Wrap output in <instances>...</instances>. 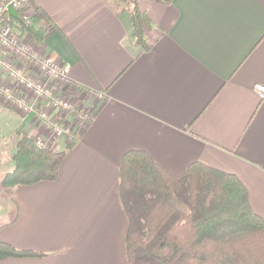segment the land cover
Returning <instances> with one entry per match:
<instances>
[{"label": "crops", "instance_id": "1", "mask_svg": "<svg viewBox=\"0 0 264 264\" xmlns=\"http://www.w3.org/2000/svg\"><path fill=\"white\" fill-rule=\"evenodd\" d=\"M31 8L55 31L41 43L26 34L27 42L68 66L97 109L56 181L8 190L0 242L41 256L0 264H128L120 167L130 151L176 178L195 162L237 176L264 220V100L255 92L264 85V0H140L151 22L147 50L130 37V12L110 0H32ZM98 91L105 99L96 104L89 92ZM17 115V136L22 128L51 145L32 115ZM18 140L4 163L0 150L1 175L14 168Z\"/></svg>", "mask_w": 264, "mask_h": 264}, {"label": "trees", "instance_id": "2", "mask_svg": "<svg viewBox=\"0 0 264 264\" xmlns=\"http://www.w3.org/2000/svg\"><path fill=\"white\" fill-rule=\"evenodd\" d=\"M119 1L129 2L130 37L147 50L145 32L151 22L140 10V0ZM22 14L9 19L22 33L40 43L54 33L42 10H35L30 22L21 21ZM82 132L71 134L64 151L39 147L37 138L20 135L14 168L4 176L3 187L56 181ZM120 193L129 221L128 264H264V220L252 210L246 187L233 174L195 162L176 178L146 152L130 151L121 162ZM39 256L0 242V260Z\"/></svg>", "mask_w": 264, "mask_h": 264}, {"label": "built area", "instance_id": "3", "mask_svg": "<svg viewBox=\"0 0 264 264\" xmlns=\"http://www.w3.org/2000/svg\"><path fill=\"white\" fill-rule=\"evenodd\" d=\"M31 4L32 0L0 1V102L22 116L32 115L37 125L48 131L67 135L71 129L63 128L55 116L59 111L76 112L78 118L86 119L88 113L78 109L73 99V96L77 98L76 91L85 93L69 80L68 66L23 42L18 33L20 29L9 23L13 16L10 8L17 14L23 12L21 21L30 22L35 14ZM255 92L264 100V85L257 84ZM94 96L101 98L102 94L98 91ZM37 145L44 147L45 143L38 139Z\"/></svg>", "mask_w": 264, "mask_h": 264}, {"label": "rangeland", "instance_id": "4", "mask_svg": "<svg viewBox=\"0 0 264 264\" xmlns=\"http://www.w3.org/2000/svg\"><path fill=\"white\" fill-rule=\"evenodd\" d=\"M112 3L115 4V6L118 8V9H129V2L128 1H119V0H110ZM19 33V36L21 38V40H25L26 41H23V42H27L29 40H31V38H28V37H25V35H29V33H22L21 30L20 32L18 31ZM29 39V40H28ZM31 42V41H30ZM29 44V42H27ZM21 66H19L20 68ZM82 91L85 93V91L82 89ZM77 92V91H76ZM75 92V95L77 98H75V96H73L74 98V101L77 103L76 104V107H78V109L80 110H83L84 112H87L88 113V117L84 120H81L80 118H78V114L76 112H73V113H66L64 111H59L57 113V115L55 116V118L57 116H60L61 119H58L59 122H60V125L66 129H71L69 133H67V135H58L57 133H54L52 130L50 132V142H51V145H48L46 144V142L42 139H40V141L42 143H45V146H51L52 147V142L54 139L56 138H64V139H68L70 140L71 138V134L79 131V130H83L84 128H86L88 125H90V123L92 122V120L94 119L92 117V114H94L96 112V105L95 107L94 106H87L84 102V99L82 98L84 96V94H82L79 90H78V94ZM94 93L95 92H89L90 95H93L90 100H95L96 101V104H98L101 100H104L105 99V95H104V92L101 91V94H102V97L101 98H98L96 96H94ZM100 99V100H99ZM18 112H14L11 110V108H7V106H5V104L1 105L0 104V121L4 118V117H9L11 118L12 120L9 122V125L6 127L7 130L5 131H0L1 133V137L0 139V142L2 143L3 142V145L4 147H2L0 150H1V153L4 154L3 156V163L5 161V158H9V156L11 155V153H13V151L11 152V148L14 147V144L16 143L17 139H19V136L20 135H23V136H26V137H33V136H28V135H25L23 133V130L21 128V130H18L20 133L18 134V136L16 135L15 133V130L16 128H18V122L20 121L19 119V116L17 115ZM20 115V114H19ZM57 123L58 121L55 120ZM7 125V124H6ZM36 128H39V125H37V122H36ZM73 128V130H72ZM66 137V138H65ZM36 138V137H35ZM38 140V138H37ZM69 143V141H68ZM15 150H16V146H15ZM61 151V150H60ZM15 152V151H14ZM12 159V158H11ZM5 169V168H3ZM3 169L1 168L0 169V172H3ZM4 178V175H1L0 174V224L1 223H5L6 222V219H8L7 217L3 216V214L1 213L2 211V208L4 209L5 207L8 206V201H7V194H8V190L10 188H5L3 187L2 185V180Z\"/></svg>", "mask_w": 264, "mask_h": 264}, {"label": "water", "instance_id": "5", "mask_svg": "<svg viewBox=\"0 0 264 264\" xmlns=\"http://www.w3.org/2000/svg\"><path fill=\"white\" fill-rule=\"evenodd\" d=\"M10 10L14 11L12 8H10L9 11ZM14 15L17 16V12L16 11H14Z\"/></svg>", "mask_w": 264, "mask_h": 264}]
</instances>
